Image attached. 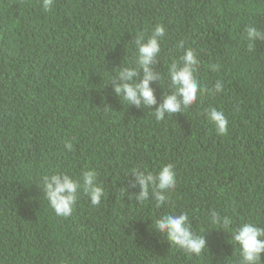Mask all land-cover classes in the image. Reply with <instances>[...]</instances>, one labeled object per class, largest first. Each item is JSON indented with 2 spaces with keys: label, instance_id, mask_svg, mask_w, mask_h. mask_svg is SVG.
<instances>
[{
  "label": "trees",
  "instance_id": "16d2710c",
  "mask_svg": "<svg viewBox=\"0 0 264 264\" xmlns=\"http://www.w3.org/2000/svg\"><path fill=\"white\" fill-rule=\"evenodd\" d=\"M106 18L108 28L97 33ZM116 23L118 34L131 29L132 38L165 25L157 59L164 74L182 54L177 42L190 48L210 39L224 44L225 55L218 60H225L223 92L200 105L197 98L173 115L178 120L194 111L203 115L220 101L248 106L252 89L242 88L248 74H257L264 84V41L249 50L245 31L248 26L264 31V0H54L47 12L40 0H0V264H179L183 257L195 262L197 257L163 242L152 221L185 208L201 216L208 198L231 200L249 219L261 217L264 223V211L249 213L241 200L247 197L244 190L264 198V87L262 102L241 118L238 132L217 136L211 126L200 125L204 119L190 123L199 139L187 142L174 162L178 182L166 193V205L136 201L139 189L129 186L127 171L157 170L167 163L170 145L159 149L151 138H136L133 133L149 123V109L127 106L113 92V69L134 57L120 42L103 44ZM210 64H203L202 73L220 78ZM162 87L156 82L158 94ZM85 168L98 173L106 195L97 206L108 211L88 235L73 227L74 211L57 216L40 187L44 173L77 176ZM93 207L86 195L76 204L86 227L96 220ZM223 240L230 241L224 231L209 240L200 264H215V246ZM158 248L166 261L154 259Z\"/></svg>",
  "mask_w": 264,
  "mask_h": 264
},
{
  "label": "clouds",
  "instance_id": "9594fccd",
  "mask_svg": "<svg viewBox=\"0 0 264 264\" xmlns=\"http://www.w3.org/2000/svg\"><path fill=\"white\" fill-rule=\"evenodd\" d=\"M42 9L47 12L54 4V0H40ZM108 18L102 20L97 28V33L108 28ZM118 23L112 27L109 34L102 42L108 44L110 41L120 42L130 52L134 53L131 61L113 69L115 82L112 84L113 92L123 100L127 106L149 109L148 124L145 128L137 130L136 138H151L155 147L162 149L164 145H170L165 155L167 163L158 166L157 170L130 168L126 176L131 177L129 186L139 189L135 193L138 203H154L156 208H161L168 202L166 193L175 190L178 176L174 162L185 151L186 143L199 139L195 133H191L193 120H201L200 125L211 126L217 136H227L238 132L236 127L241 118L246 119L251 115L263 100V87L257 74H248L242 77V88L252 89L248 99V106L239 103L228 105L220 101L217 107L208 106L203 111L186 114L182 120L173 115L179 114L196 103L200 105L214 95L223 92L222 81L225 69V60H218L225 55L224 44L217 39H210L195 45V48L185 46L183 40L177 42L176 48L179 54L176 59L167 65L166 74L161 73L162 66L157 63L158 56L163 45L166 28L163 24H156L150 33L137 32L132 38L129 34L131 29L123 30L120 35L117 32ZM246 40L249 50L256 41H264V31L255 26L246 27ZM210 64L209 70L218 72L220 78L207 77L203 74V64ZM230 69V68H229ZM228 69V73L230 70ZM226 73V72H225ZM239 75V73H238ZM156 82L162 87V94L156 91ZM232 101V99H230ZM229 101V102H230ZM177 147H183L177 151ZM65 148L72 150L73 144L65 142ZM170 156L168 157L169 153ZM167 158V159H166ZM261 186L264 191V176L261 177ZM40 187L48 205L55 214L61 218L76 215L75 223L70 224L78 231L83 228V235L90 234L100 224V216L107 215L105 207H98L106 195V191L99 182L98 173L95 169L85 168L80 175L72 176L65 171L44 173L40 177ZM125 191V189H124ZM247 197L241 198L242 203L249 213L264 211V198H258L249 190L242 191ZM81 195H86L92 208V214L96 220L89 223L87 227L83 224L79 213L76 212V204ZM203 214L200 212L193 217L189 210L168 211L160 214L152 221V231H155L163 242L168 246L180 249L189 256L197 257L193 262L187 258H181L179 264H200L201 253L210 249L209 240H213L224 231L229 234L230 241H221L216 248L215 264L238 257L235 264H264V223L261 217L249 219L247 213H243L231 200L218 202L214 198L206 200ZM1 211V210H0ZM215 254V252H214ZM154 259L158 262L166 261L162 256L161 248L153 252ZM219 258V259H218ZM62 264H73L61 261ZM151 264V263H148Z\"/></svg>",
  "mask_w": 264,
  "mask_h": 264
},
{
  "label": "water",
  "instance_id": "95a60500",
  "mask_svg": "<svg viewBox=\"0 0 264 264\" xmlns=\"http://www.w3.org/2000/svg\"><path fill=\"white\" fill-rule=\"evenodd\" d=\"M216 157V156H215ZM215 157H212V158H208V160L212 163L215 159Z\"/></svg>",
  "mask_w": 264,
  "mask_h": 264
}]
</instances>
